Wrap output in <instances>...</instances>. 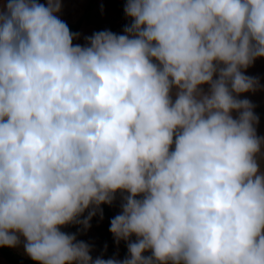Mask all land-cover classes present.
Returning a JSON list of instances; mask_svg holds the SVG:
<instances>
[{
  "label": "clouds",
  "instance_id": "clouds-1",
  "mask_svg": "<svg viewBox=\"0 0 264 264\" xmlns=\"http://www.w3.org/2000/svg\"><path fill=\"white\" fill-rule=\"evenodd\" d=\"M61 8L0 0V247L37 264H264V136L240 98L264 88L245 74L264 0H125L123 34L83 45ZM117 193L127 254L94 259L77 235Z\"/></svg>",
  "mask_w": 264,
  "mask_h": 264
},
{
  "label": "trees",
  "instance_id": "trees-1",
  "mask_svg": "<svg viewBox=\"0 0 264 264\" xmlns=\"http://www.w3.org/2000/svg\"><path fill=\"white\" fill-rule=\"evenodd\" d=\"M94 4V0H92L83 16L76 23L66 22L70 30L79 33L82 25L88 24L96 27L95 32L111 30L114 33L123 34V28L127 23L120 22L125 18V0H101V4L97 9L93 8ZM101 208L103 209V219H100L99 215L94 216L92 222H90L91 227L86 232H81L77 235L78 240H84L92 245L91 255L94 259L97 257L95 251L105 253L107 259L116 255L115 241L109 231L110 220L113 218V209L108 204H102ZM80 227V225H68L65 232L76 233ZM0 252L8 261L14 264H37V262L20 255L9 247H0ZM126 254L127 242L124 241V256Z\"/></svg>",
  "mask_w": 264,
  "mask_h": 264
},
{
  "label": "rangeland",
  "instance_id": "rangeland-1",
  "mask_svg": "<svg viewBox=\"0 0 264 264\" xmlns=\"http://www.w3.org/2000/svg\"><path fill=\"white\" fill-rule=\"evenodd\" d=\"M39 2L45 3L46 0H39ZM94 3L95 4H94L93 8L97 9L101 4V0H94ZM57 15L63 21H64V19H67L69 17L68 12H62V13L59 12V13H57ZM91 31L93 33L96 31V27L94 25H89L88 27L84 28L83 37L87 36V35H92V33H90ZM245 74L249 75V76H253V77H258L261 85H264V57L257 58L255 60L254 64L252 66H250L245 71ZM240 98L241 99L247 98L253 104L256 105V107L254 108V112L259 116V124L257 125V132H258V135L264 136V88L254 92V93L253 92L242 93V94H240ZM261 163H262V168H264V160H262ZM120 203H121V194L117 193L116 200L113 202L112 205H109L113 209V217L120 213V211H121ZM83 215L84 216L87 215V210L85 211V213ZM81 218H83V217H81ZM90 222H92V220ZM65 229H66V226H63L61 228L62 231H65ZM131 239L135 240V236H133ZM16 249L18 250V252L20 254L26 256V258H29L27 255L24 254L22 244L20 246L16 247ZM115 250H116L115 257L117 259H123L125 257L124 256V241L123 240L120 241V243L118 245L115 243ZM148 254L149 253H145V255H148ZM95 255L96 256H103L104 259H107L105 256V253L95 251Z\"/></svg>",
  "mask_w": 264,
  "mask_h": 264
},
{
  "label": "crops",
  "instance_id": "crops-1",
  "mask_svg": "<svg viewBox=\"0 0 264 264\" xmlns=\"http://www.w3.org/2000/svg\"><path fill=\"white\" fill-rule=\"evenodd\" d=\"M91 0H61L62 3V8L60 13L62 12H68L69 13V17L67 19H64L65 22H70V23H76L84 14V12L87 9L88 4L90 3ZM88 24H83L82 27L80 28L79 33L81 34L80 39L75 40L74 44H81L83 45L85 43L84 39H83V30L84 28L88 27ZM90 33L93 34V32L91 31ZM90 36V35H87ZM202 87H204L205 89L208 87V85H203ZM175 98V97H173ZM235 115V113H234ZM174 147V146H173ZM13 250H15L17 253L18 250L16 248H12ZM20 254V253H19ZM22 255V254H20ZM24 256V255H22ZM26 257V256H24ZM0 264H14L10 261H8L4 255L0 252Z\"/></svg>",
  "mask_w": 264,
  "mask_h": 264
},
{
  "label": "built area",
  "instance_id": "built-area-1",
  "mask_svg": "<svg viewBox=\"0 0 264 264\" xmlns=\"http://www.w3.org/2000/svg\"><path fill=\"white\" fill-rule=\"evenodd\" d=\"M124 22H126L127 24H129V23H130L129 18H127V17L125 16V18H124L120 23H124Z\"/></svg>",
  "mask_w": 264,
  "mask_h": 264
}]
</instances>
